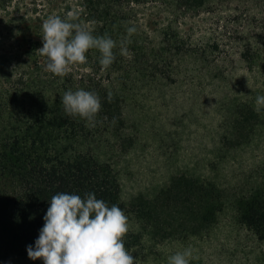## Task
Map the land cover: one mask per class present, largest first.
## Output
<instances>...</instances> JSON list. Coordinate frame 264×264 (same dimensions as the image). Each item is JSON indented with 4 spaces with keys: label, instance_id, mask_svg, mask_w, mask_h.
<instances>
[{
    "label": "trees",
    "instance_id": "obj_1",
    "mask_svg": "<svg viewBox=\"0 0 264 264\" xmlns=\"http://www.w3.org/2000/svg\"><path fill=\"white\" fill-rule=\"evenodd\" d=\"M217 1L225 0H0V264H43L31 260L26 249L34 245L48 202L58 192L81 197L92 192L119 206L129 223L126 249L134 258L153 254L140 264H161L158 248L167 242L207 234L227 203L237 223L264 242V181L230 200L214 181L179 172L153 196L124 200L118 171L99 157L134 146L140 134L135 119L145 99L157 92L167 97L160 88L192 82L181 69L183 60L209 63L234 52L245 71L259 73L264 26L243 17L240 5L232 15L220 16ZM240 1L264 5V0ZM50 15L117 41L112 65L102 67L100 53L90 49L86 61L73 63L63 76L45 71L47 57L38 50L42 22ZM130 26L137 31L128 37ZM125 38L128 56L120 54ZM78 89L100 97L92 123L64 110L63 94ZM226 100L225 116L237 115L238 128L251 129L248 121L257 112L243 111L237 98L230 106Z\"/></svg>",
    "mask_w": 264,
    "mask_h": 264
},
{
    "label": "rangeland",
    "instance_id": "obj_2",
    "mask_svg": "<svg viewBox=\"0 0 264 264\" xmlns=\"http://www.w3.org/2000/svg\"><path fill=\"white\" fill-rule=\"evenodd\" d=\"M221 4L220 16L232 15L240 5L243 17L249 15L260 28L264 26V5L240 0ZM210 24L204 23L201 30ZM232 53L209 63L183 60L181 69L192 82L160 88L167 97L157 92L142 102L135 119L140 134L128 152H101L100 159L119 173L124 200L138 194L153 196L179 172L214 181L230 200L264 181V109L255 110L256 96L264 95V61L258 74L249 73ZM228 97L229 106L237 98L243 111L257 112L258 118L254 114L248 121L254 125L251 129L238 128L242 119L237 115L225 116L221 107ZM231 206L227 203L214 227L202 237L173 240L158 248L161 264H168L170 255L185 249L192 253L190 264H264V242L237 223ZM152 257L144 251L134 259L140 264V259Z\"/></svg>",
    "mask_w": 264,
    "mask_h": 264
},
{
    "label": "clouds",
    "instance_id": "obj_3",
    "mask_svg": "<svg viewBox=\"0 0 264 264\" xmlns=\"http://www.w3.org/2000/svg\"><path fill=\"white\" fill-rule=\"evenodd\" d=\"M43 46L38 51L47 57L45 71L63 76L73 63H84L86 53L96 49L99 64L107 68L115 60L117 41L109 35L94 36L79 23L70 22L57 15H50L42 22ZM137 31L135 26L126 28L128 37ZM120 41V54L129 55L126 44ZM112 93H108L111 101ZM64 110L92 123L101 109L100 97L92 91L78 89L65 91L62 97ZM264 109V95L255 98V110ZM43 216V227L34 241L27 246L31 260L43 264H136L124 243L129 231L128 217L123 210L92 192L83 197L75 193L58 192L53 195ZM192 253L185 249L168 257V264H190Z\"/></svg>",
    "mask_w": 264,
    "mask_h": 264
}]
</instances>
